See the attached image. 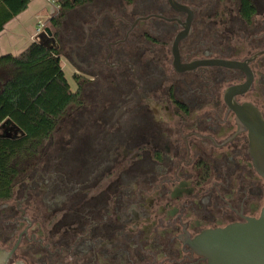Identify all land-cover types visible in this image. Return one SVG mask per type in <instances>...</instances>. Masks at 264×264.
<instances>
[{
	"label": "flooded vegetation",
	"instance_id": "flooded-vegetation-1",
	"mask_svg": "<svg viewBox=\"0 0 264 264\" xmlns=\"http://www.w3.org/2000/svg\"><path fill=\"white\" fill-rule=\"evenodd\" d=\"M109 1L84 11L81 44L72 35L66 42L85 75L82 104L67 112L71 120L62 117L42 147L26 153L11 197L0 202V248L17 243L6 264H207L192 240L205 230L258 217L263 206L264 180L250 165L247 133L238 131L222 99L227 86L244 81V72L223 67L231 80L204 104L191 90L193 74L221 66L183 72L172 67L173 39L187 13L168 0H132L129 6L141 12L129 19L126 0ZM174 1L192 12L189 34L178 43L181 63L207 57L243 61L261 52L248 64L249 91L236 100L252 102L264 118V10L255 15L259 31L251 36L259 44L230 35L220 43L230 50L222 57L202 51L193 31L209 11V30L222 32L231 0ZM138 17L146 18L135 22ZM172 33L169 76L151 49ZM91 42L100 49L93 60ZM142 43L147 55L130 56ZM152 60L164 83H151ZM137 64L149 80L145 89Z\"/></svg>",
	"mask_w": 264,
	"mask_h": 264
},
{
	"label": "trees",
	"instance_id": "trees-1",
	"mask_svg": "<svg viewBox=\"0 0 264 264\" xmlns=\"http://www.w3.org/2000/svg\"><path fill=\"white\" fill-rule=\"evenodd\" d=\"M101 2L102 0H56V15L49 19L50 25L54 28L51 32L55 46H46L33 41L17 55L0 56V123L4 120L11 122L19 131L18 136L11 133L0 134V202L9 199L12 195L19 154L22 152L31 155L38 145L42 147L62 117L71 120L67 112L73 110V113H76V108L82 104L83 78L74 75L78 89L72 91L61 67L60 56L65 52L63 45L69 35L82 43L81 36H84L85 32L81 30V19H86L84 11L99 10ZM28 3L29 0H0V31L10 19L24 11ZM108 3L111 2L108 0ZM131 3L132 0H126L125 5L130 7ZM107 6L110 9V4ZM130 8L132 12L137 11L136 6ZM263 10L264 0H231L229 7L224 8V13L228 17L222 32H215L213 27H210V31L209 25L205 22L209 20V11L202 12L204 13L201 15L202 21L197 27L200 31L206 27L210 35L208 32L199 33V30L195 29L193 31L195 38H191L196 45L199 42V47L204 49L202 51L222 57L229 55L230 50L227 47L222 49L220 43L228 41L230 35L244 39L248 44L256 47L259 42L251 37L259 31L254 17ZM198 33L205 34L200 37V35L196 36ZM150 38L155 40L153 37ZM91 45L92 48L88 49V53L93 60L100 49L96 42H91ZM80 49L76 48L77 52L75 51L79 61ZM69 52L71 53L72 49ZM141 54L139 52L134 56L139 57ZM157 65L158 63L152 60L155 74L152 75L151 83L161 79L156 74ZM136 67L140 89H145L149 82L146 71L142 64H137ZM193 75L195 82L191 90L194 94H198L204 104L218 93L223 83L232 78L229 70L223 67L202 68L199 73ZM161 83H164V80L161 79ZM172 88L170 87V97L173 99Z\"/></svg>",
	"mask_w": 264,
	"mask_h": 264
},
{
	"label": "water",
	"instance_id": "water-1",
	"mask_svg": "<svg viewBox=\"0 0 264 264\" xmlns=\"http://www.w3.org/2000/svg\"><path fill=\"white\" fill-rule=\"evenodd\" d=\"M168 1L173 9L187 13L186 20L181 23L184 29L175 35L172 43V67L175 71H189L200 66H221L244 72V81L227 86L222 92V99L227 105V110L233 112L238 131L247 133L250 165L264 180V118L252 102L239 103L236 100L237 95L249 91L253 82V73L248 64L261 52L243 61L207 57L181 63L178 43L189 34L192 12L188 6L174 0ZM145 18L138 17L135 22ZM43 32L54 42L48 27H44ZM16 246L17 243L8 251L0 248V264H6ZM191 246L207 261V264H264V203L258 217L247 218L244 223H233L224 228L205 230L192 240Z\"/></svg>",
	"mask_w": 264,
	"mask_h": 264
},
{
	"label": "crops",
	"instance_id": "crops-1",
	"mask_svg": "<svg viewBox=\"0 0 264 264\" xmlns=\"http://www.w3.org/2000/svg\"><path fill=\"white\" fill-rule=\"evenodd\" d=\"M53 6L47 0H29L26 9L10 19L0 31V56L17 55L33 41L54 46L55 40L52 42L43 32L40 19L42 14H48Z\"/></svg>",
	"mask_w": 264,
	"mask_h": 264
},
{
	"label": "rangeland",
	"instance_id": "rangeland-1",
	"mask_svg": "<svg viewBox=\"0 0 264 264\" xmlns=\"http://www.w3.org/2000/svg\"><path fill=\"white\" fill-rule=\"evenodd\" d=\"M54 6L51 7V11L46 14H42V18H40L42 20V24L41 27H48L51 31L54 29L50 23H49V19L50 17H52L53 15H56V10L57 7L55 5V3L53 4ZM136 10L141 12V8L136 6ZM128 12H129V18L133 17V12H132V8L128 7ZM53 36V35H52ZM174 34L172 33L171 35H169L168 37L164 38V40H162L160 46L154 47L151 49V52L154 56L161 58L164 60L163 63V67L165 69V72L167 75L171 76L172 75V70H171V66H170V60H171V56H170V45H171V41L173 38ZM207 37V35H206ZM234 44H236V46H240V40L236 39L235 41H233ZM63 45V44H62ZM164 45V46H163ZM64 49L65 52L62 56H60V62H61V67L63 69V72L65 74V77L69 83L70 89L72 91L76 90V83L74 80V75H78L81 76L82 78L85 77V75L83 74V72L80 70V68L78 67V64L76 62H74L71 53L69 52L71 50V48H67L66 47V43L64 42ZM185 46V44L182 45V47ZM145 48L147 49V46L145 44H141L140 47L135 46L133 47L132 53H130V56H134V54L141 52L143 57L147 55V53L144 55L143 50H145ZM245 52L241 53L239 55V58L245 56ZM117 72L119 70H116ZM90 76V75H89ZM168 84V83H167ZM224 89V85L221 86L220 88V92H222V90ZM59 124V122L56 124V126ZM6 134V133H11L12 134H19V131L17 130V128L15 129L13 124L11 122L8 123V121L4 120L2 123H0V134ZM25 157L26 155L23 154L21 157H18L17 161H18V167H19V163L20 161H25ZM31 157V156H30Z\"/></svg>",
	"mask_w": 264,
	"mask_h": 264
},
{
	"label": "built area",
	"instance_id": "built-area-1",
	"mask_svg": "<svg viewBox=\"0 0 264 264\" xmlns=\"http://www.w3.org/2000/svg\"><path fill=\"white\" fill-rule=\"evenodd\" d=\"M49 3L54 4L56 0H47Z\"/></svg>",
	"mask_w": 264,
	"mask_h": 264
}]
</instances>
